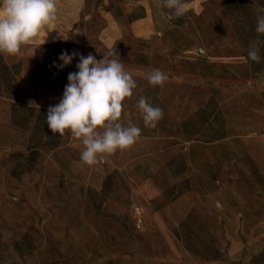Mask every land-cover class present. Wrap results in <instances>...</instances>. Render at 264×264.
I'll return each mask as SVG.
<instances>
[{"label": "rangeland", "instance_id": "374dc122", "mask_svg": "<svg viewBox=\"0 0 264 264\" xmlns=\"http://www.w3.org/2000/svg\"><path fill=\"white\" fill-rule=\"evenodd\" d=\"M188 4L169 19L160 0H57L32 44L0 53L12 74L11 91L0 87V264H264V0ZM144 6L146 40L130 30ZM253 42L260 63L247 58ZM113 47L137 82L121 122L141 137L89 166L78 139L51 133L47 110L80 55ZM65 51L78 55L60 69ZM153 69L163 86L141 75ZM140 96L163 109L155 128Z\"/></svg>", "mask_w": 264, "mask_h": 264}, {"label": "clouds", "instance_id": "9594fccd", "mask_svg": "<svg viewBox=\"0 0 264 264\" xmlns=\"http://www.w3.org/2000/svg\"><path fill=\"white\" fill-rule=\"evenodd\" d=\"M169 19L183 17L189 10L188 0H160ZM260 13H264L261 8ZM57 0H0V53L16 55L22 46L32 44L42 30L57 19ZM256 33L264 36V14L256 21ZM63 40L71 39L58 32ZM78 53L62 52L57 66L62 69L71 64ZM247 58L260 63L262 60L257 42L250 44ZM77 72L69 73L68 84L63 96L55 106H49L46 115L47 126L53 135L71 134L83 145L80 161L95 165L118 150L130 149L141 137V129L129 122H121L123 104L131 98L137 88L136 79L120 60L114 47L102 59L97 60L89 53L80 55ZM141 75L149 85L163 86L168 76L160 69H153ZM30 107L40 108L35 101ZM136 107L144 126L155 128L163 118V109L153 106L149 99L140 96Z\"/></svg>", "mask_w": 264, "mask_h": 264}, {"label": "crops", "instance_id": "0c3cea01", "mask_svg": "<svg viewBox=\"0 0 264 264\" xmlns=\"http://www.w3.org/2000/svg\"><path fill=\"white\" fill-rule=\"evenodd\" d=\"M162 22L166 23L164 16L159 18ZM155 27L154 17L149 7L144 6V16L140 19L133 21L130 24L132 35L137 39L146 40L150 38ZM112 42V41H111Z\"/></svg>", "mask_w": 264, "mask_h": 264}, {"label": "trees", "instance_id": "16d2710c", "mask_svg": "<svg viewBox=\"0 0 264 264\" xmlns=\"http://www.w3.org/2000/svg\"><path fill=\"white\" fill-rule=\"evenodd\" d=\"M140 18H136L133 21L140 19ZM11 77H12V74L10 72V69L6 66V64L3 62L2 57L0 56V87L2 85H4L5 83H7V89H8V91H11V87H10ZM8 83H9V85H8ZM1 94H3V92L0 90V96H1Z\"/></svg>", "mask_w": 264, "mask_h": 264}]
</instances>
